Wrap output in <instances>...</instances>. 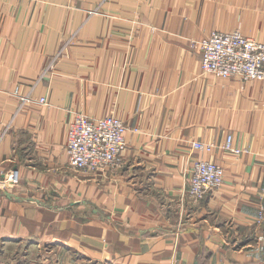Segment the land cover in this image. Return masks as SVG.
<instances>
[{"label": "crops", "instance_id": "crops-1", "mask_svg": "<svg viewBox=\"0 0 264 264\" xmlns=\"http://www.w3.org/2000/svg\"><path fill=\"white\" fill-rule=\"evenodd\" d=\"M234 28L264 42V0H0V264H264V80L201 72ZM77 112L124 120L118 166L69 165ZM197 158L224 169L200 201Z\"/></svg>", "mask_w": 264, "mask_h": 264}, {"label": "built area", "instance_id": "built-area-1", "mask_svg": "<svg viewBox=\"0 0 264 264\" xmlns=\"http://www.w3.org/2000/svg\"><path fill=\"white\" fill-rule=\"evenodd\" d=\"M97 7L90 10L96 12ZM201 72L213 76H238L242 80H264V42L244 35L239 29L213 30L199 40ZM17 89L15 90V93ZM21 102L35 100L45 103V97L38 100L29 95H20ZM135 129V128H134ZM127 125L114 114L92 117L77 112L68 123L66 154L70 166L75 169L96 172L118 166L121 154L127 145ZM193 148L208 151L212 144L195 140ZM221 148L229 153L242 151L234 142V135L228 132ZM223 167L205 158L193 160L186 192L194 201H200L208 191L218 188L223 182ZM16 168L3 178V185L17 183ZM261 215L264 206L259 207Z\"/></svg>", "mask_w": 264, "mask_h": 264}, {"label": "rangeland", "instance_id": "rangeland-1", "mask_svg": "<svg viewBox=\"0 0 264 264\" xmlns=\"http://www.w3.org/2000/svg\"><path fill=\"white\" fill-rule=\"evenodd\" d=\"M61 51H62V48H59V52L58 53L60 54Z\"/></svg>", "mask_w": 264, "mask_h": 264}]
</instances>
